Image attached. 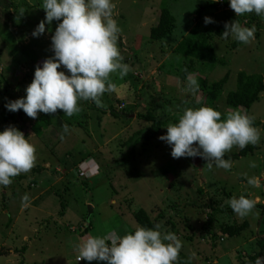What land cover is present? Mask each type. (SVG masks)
<instances>
[{
	"label": "rangeland",
	"instance_id": "374dc122",
	"mask_svg": "<svg viewBox=\"0 0 264 264\" xmlns=\"http://www.w3.org/2000/svg\"><path fill=\"white\" fill-rule=\"evenodd\" d=\"M221 1L113 0V16L121 29L117 47L124 57L123 63L129 66L123 78L118 72L110 75L119 93H105L101 106L95 104L98 109L93 108L91 101H79L82 110L72 117L57 111L51 115L52 131H45L43 137L32 132V118L18 110L22 123L16 128L21 131L23 127L25 138L36 148L33 168L39 166L43 170L34 174L32 168L20 174L25 175L24 180L0 186V224L4 227L0 228V264H98L77 261L76 245L89 236L120 237L129 233V228L138 226L134 212L140 208L157 220L162 231H171L181 240L180 253L186 261L180 263L178 258L177 264H242L257 251V242L264 238L261 210L254 208L243 218L227 210L228 200L241 195L254 199L255 205H264V130L257 128L260 139L254 153L231 161L227 171L215 166L209 170L199 156L174 159L171 148L158 139L166 134L169 124L178 122L185 108L211 107L221 113L222 120L235 109L246 113L244 108L226 104L228 93L236 89L237 74L243 71L264 78V18L254 13L244 15L245 21L257 17L253 25L260 37L235 50L230 47L233 39L218 38L213 33L230 8L204 10L197 19L200 5L204 7L209 2L221 5ZM164 3L175 17L176 26L170 36L154 42L150 32L159 22ZM44 15L42 0H0V132L5 128L4 118L12 113L4 104L23 98L35 67L53 56L51 36L58 21L46 24L44 34L38 38L31 35ZM206 16L214 23L205 25ZM198 23L202 30L212 33L209 38L212 48L226 65L199 63L193 77L197 83L199 79L213 83L227 73L230 76L214 106L207 102L200 86L194 94L183 91L185 81L178 77L188 58L177 55L175 49ZM110 108L118 117L112 115ZM149 112L165 121L166 126L150 143L139 140L137 145L133 144L130 140L134 134L150 126L138 115ZM247 114L264 124V93ZM68 119H73L72 127ZM62 124L70 129L63 133V140ZM240 150L233 146L225 155ZM250 162L256 166L249 167ZM163 168L170 172L164 175ZM249 177H257L260 187L248 185ZM2 189H6V194H1ZM45 189L44 205L52 213L45 218L37 213L39 220L32 221L36 211L28 210V214L21 215L22 220L18 219L20 214L16 212L23 192L31 194L30 200ZM15 193L20 194L12 198ZM61 199L67 205L63 216L59 214ZM6 205L8 214L4 210ZM210 207L217 208L213 224L208 220ZM245 221L249 228L239 236L222 235V225ZM15 224L18 226L14 227ZM6 225L11 227L6 229ZM9 233L11 240L7 242L4 239Z\"/></svg>",
	"mask_w": 264,
	"mask_h": 264
},
{
	"label": "clouds",
	"instance_id": "9594fccd",
	"mask_svg": "<svg viewBox=\"0 0 264 264\" xmlns=\"http://www.w3.org/2000/svg\"><path fill=\"white\" fill-rule=\"evenodd\" d=\"M236 17L254 13L264 18V0H228ZM113 0H42L44 19L31 35L38 38L45 25L58 21L51 36L53 56L36 66L33 79L25 88L23 98L7 101V111L22 110L35 120L38 113L55 114L61 110L72 117L81 112L79 101H91L101 106L105 93H119L110 75L123 78L129 66L117 47L120 27L113 16ZM205 25L214 23L204 17ZM255 26L243 27L236 20L224 24L223 39L231 38L248 44L254 39ZM63 68L64 70L58 71ZM67 73V74H66ZM199 84L192 74L185 78L183 91L196 93ZM254 116L235 109L221 119V113L211 107L185 108L178 122L166 127V134L158 137L171 148L172 158L197 157L206 161L209 170H229L230 160L224 159L233 146L244 149L256 145L260 130L253 126ZM62 134L70 131L62 124ZM36 162V148L15 126L0 132V186L7 187L12 178L28 173ZM250 162L249 167H255ZM248 185L260 187L257 177L247 178ZM29 196L21 197L27 206ZM256 201L241 195L228 200L232 212L243 218L255 208ZM182 242L171 231H162L160 225L152 228L136 226L132 233L121 237L89 236L76 246L77 261H97L103 264H177ZM248 264V262H246ZM254 264H264L257 257Z\"/></svg>",
	"mask_w": 264,
	"mask_h": 264
},
{
	"label": "trees",
	"instance_id": "16d2710c",
	"mask_svg": "<svg viewBox=\"0 0 264 264\" xmlns=\"http://www.w3.org/2000/svg\"><path fill=\"white\" fill-rule=\"evenodd\" d=\"M201 7H198L196 12V17L199 19L201 13L204 10H210V9H218L219 7L223 8H229L228 6V0H222L221 5L216 2H209L207 5L202 7L203 5H200ZM244 17L246 16H238L236 17L235 13L231 10L228 12L223 19L220 26L213 32L215 37L221 38V34L224 31V24L229 23L231 21H238L241 22V25L243 27H251L253 26V22L256 20V16H252L249 18V21H245ZM176 26V19L171 14V11L167 8L165 3L162 5L160 16H159V22L156 26H154L151 29L150 32V39L154 42L161 41L167 38L171 35V33L174 31ZM212 33H210L207 30H202L200 27V24L198 23L189 33V35L184 39L175 49V53L177 55H181L188 58V61L185 62L184 66L181 68V73L178 74V77L185 81V78L188 74H192L194 71H196V65L199 63H207L212 66L220 65L225 66L226 61L224 59H219L214 52L212 45L209 41V38H211ZM254 37L259 38L258 32L256 31L254 33ZM245 44L239 43L234 40V42L230 45L231 50H235ZM13 53V51H12ZM14 54V53H13ZM60 71V70H58ZM230 76L229 74H225L223 78H221L218 81H215L213 83H208L205 79H199L198 84L202 90V93L204 94V97L206 98L207 102L210 105H216L218 103V99L220 98L225 86L229 82ZM236 89L229 92L226 98V104L233 108H244L246 109V114L250 112V109L252 106L260 99L261 95L264 93V78L260 74H248L246 72H239L237 74V83H236ZM94 109H98V107L94 104ZM102 112H106L104 109H99ZM111 113L113 116H117L116 112L113 108H110ZM59 112H62L61 110H57ZM52 114H43L37 115V118L35 120L30 121V126L32 132L38 136L43 137L45 131H52L53 127V117ZM21 118L22 116L16 112H12L10 116H7L3 120V124L5 127L11 125V126H21ZM138 118L140 120L146 121L150 123V126H148L145 130L140 131L136 134H134V137L130 140L133 144H138L139 140H143L145 144L150 143L153 139H155L160 133L161 130L166 126V122L161 120L160 118L156 117L152 112L146 113V114H140L138 115ZM73 119H68L67 123L70 127L73 126L74 121ZM11 121V122H10ZM177 123V122H176ZM253 126L258 128L261 127L264 130V124L257 121L256 119L253 120ZM1 127V126H0ZM23 130V127H21ZM21 130V132H22ZM257 149L256 145H247L244 149H241L238 153H229L224 155V159L230 160V161H236L240 158L246 157L249 154H253L254 151ZM41 170H43L41 167L37 166L33 168V173H41ZM175 171V170H174ZM168 172H170L167 168H163V173L166 175ZM176 172V171H175ZM58 175V173H57ZM24 180L25 175H19L17 179L13 178L12 182ZM34 183H37V180H34ZM59 198H62L63 196L61 194H58ZM245 197L249 198L247 195H244ZM67 205L66 202L61 199V211L60 215H65ZM211 208V215L209 216L208 220L210 223L213 224L215 219V210L217 208ZM255 208H258L261 210V215L263 218L264 223V205H255ZM214 210V211H213ZM230 214H235L232 212L231 208L227 210ZM162 216V215H160ZM163 217V216H162ZM134 218L137 222L138 226L152 228L154 225H157V220H152L147 213L146 210L140 208L139 210L134 212ZM91 225H89L87 228L84 229V234L89 231V228ZM249 228V223L247 221L243 222L242 224L234 223L232 225L226 224L221 226V233L223 236L227 237H237L242 232L247 230ZM135 228L130 229L129 233H132ZM127 233H123L125 235ZM122 235V236H123ZM121 237V236H120ZM257 257H264V238L260 239L257 242V251L253 254L247 257L248 261L242 262V264H254V261ZM180 263H183L185 260L184 255H182L179 252L178 255Z\"/></svg>",
	"mask_w": 264,
	"mask_h": 264
},
{
	"label": "crops",
	"instance_id": "0c3cea01",
	"mask_svg": "<svg viewBox=\"0 0 264 264\" xmlns=\"http://www.w3.org/2000/svg\"><path fill=\"white\" fill-rule=\"evenodd\" d=\"M87 165V164H86ZM92 169V168H91ZM38 184V183H37ZM36 184V185H37ZM35 185V186H36ZM30 186V185H29ZM40 188H42V186L40 187ZM38 189H39V187H38ZM3 191H1V194H6V192L7 191H5L6 189H2ZM46 190V189H45ZM45 190H39V192L38 193H35L34 194V196L32 197V199H30L28 202H27V206L25 207V206H22V204L20 205V207H18V210H17V212H16V214H20L18 217V219H20V220H22V217H21V215H25L26 213L28 214V210H32V211H36V215L34 214V219H30V220H32V221H35V220H39L37 217V213H40L41 214V216H43L44 218H45V216H49L51 213H52V211L48 208V207H46L44 204L46 203V195H47V190L45 191ZM28 192H30V191H27V193ZM20 193H15V194H13L11 197L12 198H17V195H19ZM23 194L25 195V193L23 192ZM28 196L29 195H31V194H27ZM6 200H9L8 198H6ZM37 205V206H36ZM41 205H43V206H41ZM8 208V206L6 205V208L4 209L5 211H6V214H8V213H10L9 212V210L7 209ZM54 212H56V211H54ZM13 221V220H12ZM15 223V220L12 222V224H14ZM27 223H28V218H27ZM7 224V223H6ZM19 225H22V222L19 224ZM16 226H18L17 224H15L14 225V227H16ZM8 227H11V226H5V228L6 229H8ZM14 227H13V229H14ZM0 228L2 229V228H4V227H2L1 226V224H0ZM12 228L10 229V231H12L13 230ZM11 234L12 233H9V236L8 237H6L4 240L5 241H10L11 239H10V236H11ZM13 237V236H12ZM1 239V238H0ZM12 242H14V241H12ZM77 246V245H76ZM5 264H7V263H5Z\"/></svg>",
	"mask_w": 264,
	"mask_h": 264
},
{
	"label": "water",
	"instance_id": "95a60500",
	"mask_svg": "<svg viewBox=\"0 0 264 264\" xmlns=\"http://www.w3.org/2000/svg\"><path fill=\"white\" fill-rule=\"evenodd\" d=\"M91 212H92V208H91V207H89V215L91 214Z\"/></svg>",
	"mask_w": 264,
	"mask_h": 264
},
{
	"label": "built area",
	"instance_id": "2783aa9c",
	"mask_svg": "<svg viewBox=\"0 0 264 264\" xmlns=\"http://www.w3.org/2000/svg\"><path fill=\"white\" fill-rule=\"evenodd\" d=\"M80 262H81V260H80Z\"/></svg>",
	"mask_w": 264,
	"mask_h": 264
}]
</instances>
